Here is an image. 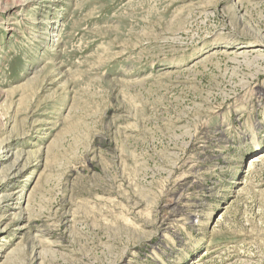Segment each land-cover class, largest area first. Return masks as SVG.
<instances>
[{"label":"rangeland","instance_id":"374dc122","mask_svg":"<svg viewBox=\"0 0 264 264\" xmlns=\"http://www.w3.org/2000/svg\"><path fill=\"white\" fill-rule=\"evenodd\" d=\"M0 264H264V0H0Z\"/></svg>","mask_w":264,"mask_h":264},{"label":"bare ground","instance_id":"6f19581e","mask_svg":"<svg viewBox=\"0 0 264 264\" xmlns=\"http://www.w3.org/2000/svg\"><path fill=\"white\" fill-rule=\"evenodd\" d=\"M251 42V41H250ZM248 43H249V41H248ZM259 156H257V155H255V156H253V157H251L249 160H252L251 161V164H250V166H249V170H251V168H253V165L255 164V162H257L258 160H259V158H258ZM260 160H261V158H260ZM247 166V165H246Z\"/></svg>","mask_w":264,"mask_h":264}]
</instances>
